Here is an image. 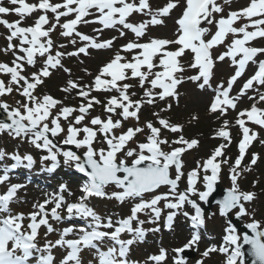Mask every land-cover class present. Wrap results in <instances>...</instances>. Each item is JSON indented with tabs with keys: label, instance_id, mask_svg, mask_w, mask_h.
Listing matches in <instances>:
<instances>
[{
	"label": "snow or ice",
	"instance_id": "1",
	"mask_svg": "<svg viewBox=\"0 0 264 264\" xmlns=\"http://www.w3.org/2000/svg\"><path fill=\"white\" fill-rule=\"evenodd\" d=\"M230 2L165 0L153 8L151 0H58L55 3L52 0L35 3L0 0V26L5 29L6 42L0 53L10 56L8 62H0V110L8 121H0V133H7L12 139L46 153L40 157L43 170L54 171L59 163L58 156H62L66 166H73L87 178L76 202L65 200L62 193L73 194L66 185H61V194L34 204V210L27 216L10 213V203L24 187L10 184L0 194V213L5 214L0 216V264H30L34 253L38 254L36 264H56L52 250L58 247L66 249L60 264H82V249L95 250L98 264H129L127 255L131 246L143 242L147 231H159V228L142 226L156 224L163 209L169 210L166 226L171 227L174 219L183 215L193 229L190 239L173 249V264H186L182 254L198 249L199 230L205 226L200 205L190 197L207 202L223 164L229 166L231 187L218 202L219 215L227 218L234 212L237 219L251 215L246 205L256 195L241 190L238 181L259 159L258 154L252 153L248 163L241 167L250 146L260 135L248 125L264 130V108L256 106L264 103L261 90L264 89V47L251 44L264 39V0H249L247 6L225 14L223 5ZM177 8L180 14L175 19L174 38L149 37L148 31L164 25L165 18ZM34 13L37 15L33 23L24 26L25 17ZM9 15L18 19L4 18ZM135 16L142 19L134 22L131 18ZM238 21L242 23L236 26ZM81 24L95 25L94 35L79 31ZM105 30H115L118 35L102 38ZM53 33H57L58 38L54 39ZM129 33L134 38L116 48V42ZM68 45L72 46L71 50H67ZM114 48L115 52L95 73L82 69L91 77L88 83L80 82L83 77L73 79L71 69L64 64L65 59L71 58L84 64L82 57H91L93 51ZM214 49L218 50L216 55H213ZM186 54H191L187 65L182 63ZM226 61L230 62L233 73L225 82L213 87L216 65ZM250 63L256 65L254 73L232 95L234 84ZM189 70L193 74L185 77L183 74ZM56 71L68 76L60 89L66 94L65 98L37 94L39 87ZM185 80L203 92L211 89L207 112L217 119L226 116L230 109L235 110L242 97L253 103L250 108L239 111L235 120L242 136L234 161L230 162L224 153L232 143L230 124L224 119L215 133L224 143L187 174V187L180 192L178 182L184 176L182 156L197 147L199 141L187 139L183 135L184 126L172 123L163 113L172 110V101L179 106V86ZM135 88L141 91H133ZM250 90L255 95H249ZM73 94L79 100L78 106L65 104V99ZM13 95L20 98L11 105L7 98ZM97 106L102 109V115H92ZM145 106L159 108V111L152 113L155 120L141 124L140 114ZM130 120L135 123L125 128L124 122ZM196 120L199 114L193 113L189 122ZM166 132L174 134L175 138L169 140L164 135ZM61 134L64 136L61 144L82 149L83 158L73 151L62 150L50 138ZM141 134L143 141L138 140ZM259 142L264 144V139ZM5 158L14 163L0 174V185L9 182V173L13 170L31 169L35 163L31 154H8L0 150V160ZM46 161L51 164L46 165ZM170 170H174V178ZM200 170L204 172L202 178ZM198 179H202L203 190L196 187ZM107 186H114L115 190L108 193ZM162 186H167L168 191L158 193ZM90 197L114 199L120 204L132 201L130 215L115 222L110 216L105 220L86 203ZM161 201H164L163 209L159 207ZM50 204L53 206L49 209ZM186 205L192 213L185 209ZM140 213L148 219L141 220ZM49 219L58 222L79 219L84 224L64 228L55 241L47 240L40 247V230L46 229V235L55 231ZM244 227L251 235H240L237 228L228 223L224 228L223 245L207 247L196 264H204V258L213 253L225 255L226 264H245V245L252 264H264V227L254 217ZM73 233H78V238L67 239ZM122 233H128L130 238L122 239ZM109 242L107 251H101V245ZM167 256V250L161 248L148 259L154 264H164Z\"/></svg>",
	"mask_w": 264,
	"mask_h": 264
},
{
	"label": "rangeland",
	"instance_id": "2",
	"mask_svg": "<svg viewBox=\"0 0 264 264\" xmlns=\"http://www.w3.org/2000/svg\"><path fill=\"white\" fill-rule=\"evenodd\" d=\"M55 1L56 0H52V2H55ZM164 2H165V0H151L153 8H156L157 6L162 5ZM245 6H246V2L243 1V0H239L238 2L233 4V8L234 9L243 8ZM178 10L179 9L177 8L176 10H174L172 12V14H171V16L169 18H165V24L164 25H160V26H156L155 28H151L148 31V36L149 37H161V38L172 39V37L174 36L175 29H176L175 15L177 14ZM4 18H6L8 20H12L11 15H9L8 17H4ZM34 18H35V15H32L31 17L25 18L24 25L26 24L25 26H27V25L32 24ZM131 19L134 22H139L142 19V17L135 16V17H133ZM93 27H95V25H93ZM93 27L91 25L81 24V25H79V31H81L82 33L88 34V35H94V33L92 32ZM4 34H5V29L3 28V26H0V48H3L5 43H6L5 39H4ZM117 35H118V33L115 30H112V31L105 30V32L103 33V37L102 38H111L112 36H117ZM53 38L54 39L58 38V34L57 33H53ZM133 38L134 37L132 36V34L129 33L127 37L121 38V39H119L116 42V48H119V46L122 45L123 43H125L128 39H133ZM60 39L62 40V42L67 44L66 40H63V38H60ZM258 46H264V41L261 42ZM71 47H72L71 45H68V49L67 50H71ZM220 50H223V49H220ZM114 52H115L114 49H112L111 51H101V52L93 51L91 57H82V59L84 60V64H80L79 61H77V60L74 61V62L66 63V62H68V61H66L67 59H65L64 64H65L66 67L71 69L72 78L73 79H76L77 78L76 76H78V78L83 77L84 79L82 81H80V82L88 83L90 81L91 77L87 76L82 71V69L87 68L89 72L95 73L98 70V68L103 65V63L107 62V60L111 57V55ZM2 55L6 59L10 60V56H6L4 54H2ZM190 59H191V57H189L188 54H186L182 58V63L187 65V63H188V61ZM31 70H34V69H31ZM231 72H232L231 65H229V64H227L225 62L218 63L216 65V68H215V76H214V78H213V80L211 82L213 87H215V85L217 83L225 82V80H227V78L231 75ZM190 74H193L191 70L186 71L183 75L185 77H187ZM67 79H68V76L65 73H63L62 71L54 72L53 75L51 77H49L47 79V81H46L47 85H46L44 90H47V91H43L42 94H51V95H53L55 97L56 96L55 94L57 93V89L59 90V87L62 88L65 85ZM135 90H140V89L139 88L133 89V91H135ZM179 92H180L179 106L176 105L175 101H172L173 109L170 112H168V113H163V115H165L166 117L170 118L173 123L174 122H178L179 124H182L184 126L183 128L186 130L185 132H183V135L187 139H190L192 137L198 138L200 140V143L202 144V146L200 147V150L196 151L195 157L192 160L189 161L191 163L188 164L183 169L184 176H182V178L180 180V184H181L180 186H182L184 191H185V189L187 187V174L189 172H191L192 170L197 169V163L198 162L202 164L207 158H209V157H206L208 155L207 154L208 151H206V150L208 149V144H207L208 141L207 140L209 139V137H208L209 133H207L208 131L205 130V126H207L208 129H209L208 125L212 126V124H213V122H215L216 118L215 119L214 118H210L209 117V113L207 112L208 101L211 98L210 97L211 96L210 93H208L207 91L203 92V91L197 89L195 87V85H193L191 82H189V83L183 85L181 88H179ZM58 97H59V99H63L64 98V96H62L60 94L58 95ZM245 99H247V98H245ZM71 100L72 99L67 100L65 102V104H69L67 102L71 101ZM252 103H253L252 101H249L246 104H244L242 107H246V109L250 108ZM261 104L262 103L257 104V105H259L258 108H260ZM12 105H14V103ZM153 108H155V109H157L159 111V108H156V107H153ZM237 108H238V105H237ZM237 108L235 109V111H233L235 119H236L235 114H236V112L238 110ZM193 113L199 114V120L189 122L190 121V117L192 116ZM230 118H231V121H229V124H230L229 131L230 132L233 131L235 133L238 132L240 135H242L240 129L235 124V121H233L234 118L233 117H230ZM195 123H200V128H197V130L202 131L204 133V135H196L195 134V129H196ZM248 126H252V125L249 124ZM253 130H256V131H258L260 133L259 139H264V130H260L256 126H253ZM4 134L7 135V133H2V135H4ZM198 134H200V133H198ZM57 137H58L59 141H61L64 138L63 134H61L60 136H57ZM52 139H54L53 141H55L56 137H52ZM259 139L257 140L258 142H259ZM140 141H143V138H140ZM221 143H224V141L221 140V141H219L218 143H215V144H221ZM9 144L11 145V148H20V147L22 148V147L26 146L28 143L21 142V141H14V139H12V141ZM21 144H23V145L21 146ZM10 145H8V146H10ZM28 145L30 147H33L30 144H28ZM211 147H212V145H210V148ZM77 150L81 151L82 149H77ZM237 151L238 150H236V152ZM203 175H204V172L202 170H200L199 171V176L202 178ZM196 187L199 190H203L202 179H198L197 180ZM159 193H165V192H159ZM190 198L193 199V200H196L197 203L200 204V201L198 200V197H190ZM115 203H117L119 205V208L122 209V215L121 216H124L123 218H126L128 215H130V208H131V205L133 203L132 201H128V202H126L124 204H120V203L116 202L113 199V202L110 203L112 205L111 208L116 209L118 207ZM257 203H258V201L255 199V200H253V202H251V205L254 206V204H257ZM163 204H164V201H161L160 204H159V207H161L162 209H163ZM260 204L262 206H264V202H262ZM186 206H188V205H186ZM251 207H250V209H251ZM259 207H258V209L261 210V208H259ZM188 208H190V206H188ZM254 208L251 209V213L256 211L257 207L254 206ZM123 211L125 213H123ZM114 212H116V211H114ZM168 212H169L168 209H163L162 210L161 218L159 219V222L162 223V226H163V223L166 220V216H167ZM138 215H139V218H141V213L138 214ZM263 215H264V213H263ZM206 217L211 220V223L213 224V227H214V230L211 229V232H209L210 236L211 235L212 236H216V234H213V232H215V228H216V231H218L220 235L224 236L225 235L224 228L227 226L226 225L227 221H226V219L224 217H221L219 215L218 208L215 207V206L212 207L211 212L209 214H206ZM254 217L264 220V216H262V215L261 216H254ZM143 218L144 219H141V220H145L146 221L148 219L147 216H143ZM119 219H122V217L121 218H117V219L115 218L114 222L119 220ZM246 223L247 222L245 221L244 224H246ZM133 226L134 227L136 226L135 222H133ZM144 226H145V224L142 227H144ZM178 226H179V223H178ZM263 227H264V225H263ZM149 228L150 227H147L146 229H149ZM223 236H222V238H223ZM182 237H183V241L182 242L185 243L187 241V239H188V234H184ZM160 238H162V240L159 239V240H155V241L152 242L151 246H152L153 250H151L149 252L157 253V252H159V250L161 248H164V249L167 250L168 256L172 257V255H173L172 250L174 248H170V247L178 245V244H176L177 241L173 240L172 238H169L168 236H161ZM222 238H221V242L219 243V246H221L222 243H224ZM213 245L215 246L216 244L213 241H210L208 244H205V245H203L202 247H200L198 249H196V248L192 249V250H194V252H196V256H193L194 259L188 260L186 262V264H196V262L201 259V253L207 247L213 246ZM219 246H217V247H219ZM146 253H148V251L145 252V254ZM224 256L225 255L222 254L221 258H218L217 256H213L212 257L210 255V257H208V258H204V264H222L224 262ZM215 257H217V258H215ZM145 263H149V260L147 262H145Z\"/></svg>",
	"mask_w": 264,
	"mask_h": 264
},
{
	"label": "trees",
	"instance_id": "3",
	"mask_svg": "<svg viewBox=\"0 0 264 264\" xmlns=\"http://www.w3.org/2000/svg\"><path fill=\"white\" fill-rule=\"evenodd\" d=\"M256 170V171H255ZM259 170V171H258ZM255 171L256 175L258 172L259 177L252 179V172ZM247 172H250L251 175H249ZM247 173L246 180H245V186L247 189H250L253 186V183H255V190L258 192V196L262 199H264V159L262 162L258 163L256 166L252 167L251 171H246L243 173V175ZM227 177V176H226ZM252 179V180H251Z\"/></svg>",
	"mask_w": 264,
	"mask_h": 264
},
{
	"label": "water",
	"instance_id": "4",
	"mask_svg": "<svg viewBox=\"0 0 264 264\" xmlns=\"http://www.w3.org/2000/svg\"><path fill=\"white\" fill-rule=\"evenodd\" d=\"M4 121L7 122L6 120H4ZM223 193H224L223 191H221L220 189H217L216 192L214 193V195L212 194L209 197V199L207 201V206L210 207L211 204L218 203L219 201H221L222 200V197H220L219 194L224 195ZM232 223L237 228V230L240 231V233L242 235H244V234L251 235V233L246 228L240 227L238 225L237 220H233ZM243 251L246 253V255H245V262H246V264H252V257L249 256V255H247V252H248V246L247 245L244 246Z\"/></svg>",
	"mask_w": 264,
	"mask_h": 264
}]
</instances>
